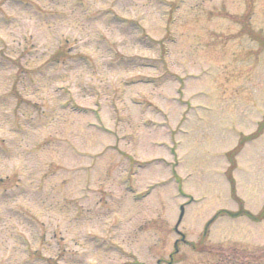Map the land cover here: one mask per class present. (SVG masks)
<instances>
[{
    "label": "rangeland",
    "instance_id": "rangeland-1",
    "mask_svg": "<svg viewBox=\"0 0 264 264\" xmlns=\"http://www.w3.org/2000/svg\"><path fill=\"white\" fill-rule=\"evenodd\" d=\"M0 264H264V0H0Z\"/></svg>",
    "mask_w": 264,
    "mask_h": 264
}]
</instances>
